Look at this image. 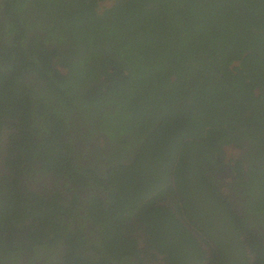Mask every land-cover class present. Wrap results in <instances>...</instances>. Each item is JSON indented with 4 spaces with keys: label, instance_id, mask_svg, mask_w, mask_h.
<instances>
[{
    "label": "trees",
    "instance_id": "obj_1",
    "mask_svg": "<svg viewBox=\"0 0 264 264\" xmlns=\"http://www.w3.org/2000/svg\"><path fill=\"white\" fill-rule=\"evenodd\" d=\"M231 147L240 211L212 181ZM165 210L160 250L199 223L217 264H264V0H0V264L63 242L68 264H152L128 234ZM181 243L167 264L218 258Z\"/></svg>",
    "mask_w": 264,
    "mask_h": 264
},
{
    "label": "flooded vegetation",
    "instance_id": "obj_2",
    "mask_svg": "<svg viewBox=\"0 0 264 264\" xmlns=\"http://www.w3.org/2000/svg\"><path fill=\"white\" fill-rule=\"evenodd\" d=\"M81 106L83 107V105H81ZM90 123H93V122H90ZM246 163H248V161H246ZM226 168L227 167H224L223 170L217 172L212 177L213 178L212 179L213 185H215L216 187L218 186V188L222 187L225 184L224 178L226 176V174H225ZM36 169H37L36 171H38V172L36 174L31 175L33 177L36 176L39 178L37 185H35V189H37L38 191H41V192H43V190L49 191V189H51L53 191L52 193H55V192L60 190V191H63L65 195H68V197L70 196L69 197L70 199H73L76 196V193H74L73 187H80L79 185H73L72 186L70 183H68V185H65V180L63 178L57 177L53 172H49L48 174H46L45 170L40 169L37 166H36ZM245 170H246V167H245ZM235 174H236V178L235 179L232 178L229 180V183L234 186L233 196L230 199L232 201H234L235 210L240 211L241 210L240 201H242V200L237 195L236 190H235V187L239 188V180H237L238 175H237V173H235ZM65 178L68 179V177H66V176H65ZM246 178H247V180L249 179L248 176ZM88 189L92 190V193L94 195L101 194V192H102V190L96 191L95 186L90 187ZM218 191L220 192V189H218ZM84 192H85V190L83 188L77 192V194H79L81 196V200H80V205L75 207L77 209L75 211H77L81 214V216L77 215V216H79L78 218H80V220L85 219V217L82 216V214L83 215L85 214L82 211V207L87 208L85 202H83L84 199L82 198V194H84ZM157 205L168 206L169 204L157 203ZM173 211L174 212L176 211V209L174 207H173ZM145 213L148 216L150 215V212H148V211ZM156 215L163 216L161 219V224H155V225L149 224L147 222V218H148L147 217L143 222H141L140 228H137L136 231H134V232H130L128 234V237L134 239L135 236L138 235V245L139 246L137 248V253H138L140 258H142L143 260L145 259L146 263L150 262V263L154 264L153 262L156 261V262L161 263V264H167V260H166L167 257H170L171 255H178L180 257L182 256V254H179L175 251L174 246L176 247V249H178L180 247H183V244L175 243L176 238L180 236V235H178V236L171 238V240L169 242L162 243V247H166V248H161V250H160V247H161L160 239L163 236H165L167 233L171 232L174 229V225L169 222V218H168L169 213L167 210L163 211L160 214H156ZM74 217H76V216H69L68 215V218H70V219L74 218ZM132 220H135V218H133ZM74 222H76V221H74ZM87 222L89 224L88 219H86V223ZM184 225H185V222H184ZM88 227H89L87 230L88 232H93L95 235H98L99 234V232H98L99 227L102 228L106 233L110 230L118 229L119 225H118L117 221L114 219L110 222H105L102 225H98V227L95 229L92 228V222ZM185 227L190 231V229L186 225H185ZM180 228L182 229V226H180ZM258 228L261 229L260 226ZM262 233H264V231ZM193 235L197 239V240H195V242L198 244V241L200 242V238L195 234H193ZM205 240L211 241V245H212L213 250H216L218 252V258L213 263V264H217V262H219V259L221 257L220 256L221 244L215 238H212V240H211V238L209 236L208 237L205 236ZM236 241H239V240L234 241V244H238L236 246L237 249L244 246L243 239L239 241L241 243H238ZM202 250L203 249H201L199 251L201 252ZM89 251L91 254L96 253L95 250L91 251V249H90ZM52 254H54V256L52 257V259L50 261H57V263H55V264H68V261L66 260V255L68 254V244L67 243L63 242V243L59 244L58 248H56ZM138 259H139L138 257H133V259H131V260H138ZM27 260H28V258H26V257L23 258L20 261V264H27ZM131 260H126L124 262L113 261V264H134ZM179 262H180L179 264H182L181 259L179 260ZM35 264H39V262H36Z\"/></svg>",
    "mask_w": 264,
    "mask_h": 264
},
{
    "label": "clouds",
    "instance_id": "obj_3",
    "mask_svg": "<svg viewBox=\"0 0 264 264\" xmlns=\"http://www.w3.org/2000/svg\"><path fill=\"white\" fill-rule=\"evenodd\" d=\"M235 162H231L230 160H227V165H226V176H225V178H224V180H225V184L222 186V187H220L219 189H220V191L221 192H224V193H226V195H227V197H228V200H229V203H230V207H233L234 206V201H232L230 198L233 196V188H234V186L233 185H231L230 183H229V180L230 179H235L236 178V174L233 172V170L231 169V165H233ZM237 180H238V178H237ZM236 180V181H237ZM240 182H244V180H241L240 179ZM239 188L240 189H242L243 190V187H240L239 186ZM236 190V189H235ZM236 193H237V191H236ZM237 195L239 196V194L237 193ZM240 197V196H239ZM186 226L190 229V231L186 228V231L185 232H187V234H185V235H183V236H180V237H177L176 238V242L175 243H180V244H182L181 243V240L183 239V238H188L190 241H194L195 242V240H197L195 237H194V235L193 234H195V235H197L199 238H200V242L198 241V244H197V246H198V248L199 249H205V250H208L209 252H210V254H212V257L215 255L214 253H215V251L216 250H213V248H212V245H211V241H207V240H205V236H207L208 237V234H206V231H205V227L203 226V225H200L199 223H187L186 222ZM260 233H262L263 232V230H258ZM184 232V233H185ZM183 233V234H184ZM212 240V239H211ZM217 252V251H216ZM217 260V259H216Z\"/></svg>",
    "mask_w": 264,
    "mask_h": 264
},
{
    "label": "rangeland",
    "instance_id": "obj_4",
    "mask_svg": "<svg viewBox=\"0 0 264 264\" xmlns=\"http://www.w3.org/2000/svg\"><path fill=\"white\" fill-rule=\"evenodd\" d=\"M241 154H242V153L240 152L239 149L231 147V148L228 149V157H227V160H230L231 162H233V160H234L235 158H239V156H240ZM153 263H154V264H161V263H158V262H156V261H154Z\"/></svg>",
    "mask_w": 264,
    "mask_h": 264
}]
</instances>
